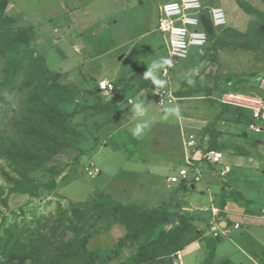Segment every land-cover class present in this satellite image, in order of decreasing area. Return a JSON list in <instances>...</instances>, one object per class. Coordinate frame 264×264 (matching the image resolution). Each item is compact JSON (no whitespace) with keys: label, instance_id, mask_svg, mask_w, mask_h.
<instances>
[{"label":"rangeland","instance_id":"obj_1","mask_svg":"<svg viewBox=\"0 0 264 264\" xmlns=\"http://www.w3.org/2000/svg\"><path fill=\"white\" fill-rule=\"evenodd\" d=\"M171 1L174 0H129L128 5L126 0H98L91 5V8L93 7L95 13L100 14V18L95 24H85L83 38L76 39L74 27L69 30L67 21L65 23L64 7L68 2L67 0H9V5L0 20V28H7L16 32L26 31L30 35L28 48L41 54L45 64L47 58L48 67L51 70L65 72L64 70L72 67L70 60L73 56L70 54L77 55L74 50L80 51V57H87L86 53L90 51L89 53L95 59L83 67L84 70L88 71L90 77L85 82L79 81L78 86L92 88L100 81L108 79L117 83L118 88L116 87L117 89L110 93H100V96L96 97L86 92L79 93L71 104L66 105L65 108L68 111L79 109L81 112L73 119V122L82 138L71 147H65L61 152L54 155L51 161L44 164L42 168L30 170L21 163L10 162L3 155L4 149L7 147H0V241L5 238L6 229L15 228L14 236L25 228L27 233L35 230L45 233L48 224L54 220L56 222L54 225L55 238L64 241L70 239L73 235L67 229L69 221L66 220L69 214L59 221L58 212L67 210L70 201L93 200L100 192L98 188L123 205L135 204L140 208H152L168 204L169 211L173 215L178 211L177 209L181 208L179 204L175 207L171 202H163V194H153V188L151 189L149 185L151 179L146 177V169H141L142 162L129 164V160L126 159L129 156V151L134 148L133 144L129 142V135L133 136L132 129L137 123L136 118L131 115L124 128L113 132L108 142V134L115 124L113 123L106 131L105 127L99 129L105 120V116H94L91 109L94 105L103 106L113 96H117V104L130 100L128 106H123H125L124 110L127 109L131 113V106L137 97L131 99L130 96L136 90V86L135 82L129 83L127 78L130 77L133 64L135 62L138 65L144 64L143 72L145 73L152 59L168 56L165 45L167 35L161 34L157 29L158 6ZM244 1L264 12V6L260 0ZM82 2H88L89 6L91 4V0H83ZM211 2L213 6L223 8L227 26L235 24L240 27L241 25L246 28V33L241 37H235L229 32L221 34V40L226 41L229 45L222 43V45L217 44L214 49H208L195 64V58L192 55L197 49L191 48L189 57L177 61L176 67L170 71V76L180 73L181 77L187 75L195 81L194 86L189 85L187 83L189 78H187L184 82L187 84L186 86L175 87L179 91L178 95L186 96L179 104L182 113L186 114L187 117L192 114L204 124H209L220 111L219 104L227 105V112L219 119L218 129L222 132V139L232 141L231 138L233 137V140L237 142L240 141L238 139L241 137L239 133L242 134L246 130L247 121L238 116L236 109L243 112L249 121L252 111L264 103V26L259 22L248 24V15L236 5L234 6L232 0H211ZM112 17H115L116 24L106 28L101 26V24H107ZM94 27L99 28V37L93 38ZM57 37L60 38L58 41L55 39ZM23 49H25L24 46L17 47L19 52ZM57 53H65L70 57L67 56L68 61L63 64ZM4 66L5 61L0 59V142H6L8 137L13 139L17 137L12 123L18 118L22 105L20 103L21 94L16 88L21 84L24 76L22 71L13 82L12 87H8L1 77V70ZM190 68L191 70H189ZM196 69H199L198 74H193L190 77L189 73ZM215 72L221 74L222 81L225 80L226 75H230L231 82L225 86L224 93L214 91L209 95L207 93L208 87L213 85L206 78ZM44 78L50 80L52 74H45ZM257 95H261L263 100L256 97ZM138 97L151 103L148 106L147 115L144 117L148 127L144 134L139 137L143 138L153 128L155 118L162 116L163 108L155 104L151 98L150 89H146ZM170 120L174 122L175 118L172 117ZM230 131L234 134H229ZM192 132L186 131L184 139L196 138ZM245 135L242 137V141L248 143L250 140ZM134 138L138 139L137 137ZM153 139L157 143L158 139ZM196 139L203 141L205 138H202L201 134ZM151 140L146 142V146L149 147L148 150L155 154L159 153L161 150L156 148L157 144H152ZM260 149L264 155V147L262 146ZM91 166L100 169L99 176L91 177L88 175L87 171ZM51 167L60 171L59 175L55 177L56 188L51 191L43 188L37 189L35 197L14 189L4 176L6 173L11 177L19 178L24 173L34 183L41 184L49 179ZM137 168L141 170L142 176L136 178L138 183L135 190L132 191L133 194L130 195L129 171ZM247 196L258 202L264 198V192L255 193V190H251ZM194 198L196 197L193 195L189 206H202L207 203L206 197L197 196L198 200H193ZM252 209H254L252 216L257 219L256 222H264V220H258L259 216L256 215L255 211L257 208ZM166 227L167 223L163 225L164 229ZM96 229L99 233L90 238L86 246L89 251H93L97 255L95 264L125 263L131 253L134 252V248H121L118 245V240L125 234L124 227L117 223L109 224L108 221H99L96 223ZM242 231L251 234V231L245 226L242 230L234 231L230 238L222 239L216 255L217 261L235 253L232 241ZM26 235L21 236L15 251L13 248L12 251L7 249L0 253V264L19 263L18 259L21 258L25 248L26 240L24 238ZM240 240L245 242L242 238ZM16 256L18 258L14 259ZM233 258L235 261L238 260ZM173 259L174 261L165 258L160 262L157 260L150 264H176L175 257ZM242 259H240L242 263L248 262L247 259L243 257ZM250 261L251 263L246 264H264V252L252 257ZM23 264H30V262L27 261ZM203 264H207V261L204 260Z\"/></svg>","mask_w":264,"mask_h":264},{"label":"trees","instance_id":"obj_2","mask_svg":"<svg viewBox=\"0 0 264 264\" xmlns=\"http://www.w3.org/2000/svg\"><path fill=\"white\" fill-rule=\"evenodd\" d=\"M204 4L212 5L211 0H201ZM237 6L247 15L253 16L257 22L264 26V13L244 0H234ZM264 5V0H261ZM9 5V0H0V20L2 14ZM202 28L208 36V49L215 48L217 44L226 43L221 40V34L231 33L235 37L244 36L230 28H214L212 24L202 18ZM30 35L26 31H13L7 28H0V59L5 61V66L1 70L2 81L5 85L12 87L13 82L21 72H24L21 84L16 90L21 94V112L13 123L16 138L8 137L6 142H0V147L4 149V157L13 163H21L30 170L42 168L44 164L51 161L52 157L61 152L65 147H71L82 135L76 129L73 119L80 115L79 109L68 111L65 107L71 104L79 93H89L93 96H100L98 85L92 88H68L58 82L59 74L51 73L52 78L46 80L45 74L50 73L43 56L33 49L28 48ZM229 45L228 43H226ZM24 46L21 52L17 47ZM212 82V87H208V94L216 91L224 93L225 86L231 82L230 75H226L222 81L221 74L215 72L207 77ZM129 83L135 82L136 90L151 86L150 81L143 79L142 65L135 63L127 79ZM115 88L117 83H114ZM117 96H113L103 106L94 105L91 107L93 115H103L105 120L99 129L109 127L116 121V112L121 104L116 102ZM220 111L214 120L207 124L202 132V138L208 137L207 151L221 150L227 144L218 142L222 135L219 128V119L227 112L228 106L219 104ZM89 108V107H87ZM238 116L244 119L246 125L247 117L243 112L236 109ZM111 114V115H109ZM108 116V117H107ZM107 117V118H106ZM237 147L236 145H228ZM59 169L51 167L49 169V179L45 183L36 184L27 175L22 173L19 178L4 174L6 180L10 182L14 189L19 192L35 197L36 190L43 188L51 191L56 188L55 177L59 175ZM193 181V180H191ZM181 181L179 188L184 192L190 191L193 182ZM66 217L69 221L67 229L72 233L68 240H57L55 238V220L48 224L47 231H28L25 228L16 236V229H6L5 238L0 241V253L5 250H16L20 243L21 236L26 243L19 258V263L27 261L30 264H95L97 255L87 249L90 238L98 234L96 223L108 221L109 224L117 223L124 227L125 234L118 240L121 248H134L128 260L122 264H150L168 258L169 256L184 250L186 246L197 241H205L209 250L205 258L207 264H233L229 260L221 262L214 261V247L217 239H205L202 231H196L193 222L195 218L188 213L179 211L174 213L176 225L170 229H164L163 225L171 217L168 204L159 207L140 208L135 204L123 205L109 194L100 191L98 196L90 201L68 203L67 210L58 212V220ZM110 226V225H108ZM29 230V229H28ZM14 236V237H13ZM18 258L17 256L14 257ZM18 263V264H19ZM11 264V263H9Z\"/></svg>","mask_w":264,"mask_h":264},{"label":"crops","instance_id":"obj_3","mask_svg":"<svg viewBox=\"0 0 264 264\" xmlns=\"http://www.w3.org/2000/svg\"><path fill=\"white\" fill-rule=\"evenodd\" d=\"M67 1L68 2L64 7L66 17L65 23L67 21L69 30L74 27V35L76 39H81L83 38V33L85 32L84 25L95 24L96 21L100 18V14L95 13L93 7L91 8V5L95 4L98 0H91L90 6L88 4L89 1L87 3H83V0ZM232 2L234 6H237L235 1L232 0ZM126 3L129 5V0H126ZM160 6L161 5H159L158 8H160ZM247 22L248 24H257V19L253 16L248 15ZM116 23L117 22L115 20V17H112L110 20H108L107 24H101V26L106 28ZM225 27L242 34L246 33V28H243L241 25L240 27L236 26L235 24L233 26L226 25ZM54 31L57 32L56 29H54ZM98 33L99 28L94 27L92 31L93 38L99 37ZM35 37L40 41L37 36ZM55 39L56 41H58L60 38L57 37ZM165 45L167 47L166 43ZM207 50L208 45L206 47L197 49L193 53L192 56H194L195 58L194 64L204 55V53H206ZM74 51L75 53H77V55L70 54V56H73L70 60L72 67L64 70L65 72L51 70L48 67L47 58L46 64L50 73H58L60 75L58 82L63 86L72 89L83 88L78 86V82H85L90 77L88 71L86 69L84 70L83 67L87 65L89 61H93L95 58L94 56H91V54L89 53L90 51H87V57H80V51ZM57 54H59L61 62L63 64L68 61L67 56L69 55H66L65 53ZM176 64L172 69L168 70L166 76H163L162 72L160 73V77L164 78L168 82L167 86L162 89L170 92L174 97V101L166 103L162 106L158 105L156 98L153 95L155 87L152 85V83L151 86L147 88L141 89L138 92H133V94L130 96L131 99L138 97L139 95L144 93L146 89H150L151 98L155 101V104L158 107L164 108L165 106H168L170 104L180 106V101L186 98V96H180L181 94L178 95L179 91H177L175 87L179 86L178 88H180L181 86H186L187 84H184V82L189 77L187 75L181 77L180 73L172 75L171 77L170 71L176 67ZM191 68L189 70H191ZM144 69L145 65L142 64V72L144 71ZM207 77H209V75ZM206 79L207 81H210L208 80V78ZM106 80L111 81L108 79ZM256 97H259L263 100L261 95H257ZM129 101L130 100L124 101L118 109L116 114V121L114 122L115 126H113V129H111V132L108 134V142L110 141L109 137L112 136L113 132H117L123 129L125 124L128 123V120L130 119L132 114L127 111V109L124 110L125 106L123 105L128 106ZM194 116L195 115L190 114V117H187L186 114L181 112V117H174V122H171L170 119L163 120L162 116L155 118L153 128L146 134L145 137L135 139L133 136L129 135V142L133 144L134 148L129 151V156H127L126 159L129 160V164H137L139 162H142L143 166L141 169H146V177H150L151 179L149 185L151 189L153 188V194H163V202H171L175 207L177 206V204H179L182 212L184 213L189 214L190 212H192L191 215L195 218L193 224L197 229L196 231H202L203 237L205 239H217L213 254L215 262L229 260L232 263H251L250 260L252 259V257H256L257 254H261L264 252V222H256L257 219L253 218L252 216V212L254 210L252 208L256 207L257 210L255 211L256 215L259 216L258 220H264V198L256 202L257 200H253L247 196L248 192H250L251 190H255V193L264 192V155H262V150L260 149L262 148V146L264 147V129L260 132H254L250 130L248 127L251 120L250 116L246 126L247 131L245 130V132L242 134L239 133V136L241 135V137H239L238 140L240 141L235 142L233 140V137L231 138L232 141H227V139H222V135L218 138L219 143H229L230 145H236L237 147H229V144H227L226 147H222L221 150L217 151L222 153V159L220 163L210 164L203 161L202 159V156L207 149L208 137L206 136L203 141H199L196 139L199 135L202 134L204 127L208 123L204 124L203 121L196 119ZM186 131H193L192 133L196 135V138L187 140L184 139ZM230 132L231 133L229 134H234H232V131ZM244 134H246L245 136H247L250 140L248 143L242 141V137H244ZM153 138L158 139L157 143ZM149 140H151L152 144H157L156 148H159L161 150H159V153L157 152V154H155L148 150L149 147L146 146V142ZM190 142H192L191 145L188 144ZM187 163L191 164V171L189 173L190 176L193 175L192 169H195L198 173L199 180L197 182L191 181L193 182L191 190L184 192L179 188V183L171 184L168 181V178L176 175L177 171L183 167H186ZM225 168H227L228 170L223 175H221L220 172L224 171ZM141 174L142 172L138 168L129 171V185H131L129 186L130 195L133 194L132 191L135 190V186L138 183L136 178L142 176ZM98 189L99 191H101L100 188ZM193 195L196 197L193 200H198L197 196L201 198L206 197L207 203L203 204L202 206H189L191 202L190 200L192 199ZM205 208H207L208 211L210 210V208L218 209L217 216L214 217L220 227V229L217 231V237L213 236L210 229L212 215L210 214V212H203V209ZM177 210L179 211L180 209ZM176 222V218L172 214L167 221V227L165 229L172 228L176 225ZM236 223L239 224V227L237 229H233V225ZM245 226L251 231V234L242 231V233L235 236L236 241H232L235 249V255H232H234L233 257L237 258L238 260H233L234 258L232 257V255H229L217 261L216 255L219 247L221 246L222 239L230 238L234 231L242 230ZM226 227L228 228V234H221V228ZM240 238H242V240H245V242L241 241ZM177 253L179 255L178 259L175 257L176 253L169 256L168 259L174 261L173 258L175 257L176 264H203V261L209 254V250L205 245V241L197 240L186 246L184 250ZM242 257L244 259H247L248 262L242 263L240 261Z\"/></svg>","mask_w":264,"mask_h":264},{"label":"built area","instance_id":"obj_4","mask_svg":"<svg viewBox=\"0 0 264 264\" xmlns=\"http://www.w3.org/2000/svg\"><path fill=\"white\" fill-rule=\"evenodd\" d=\"M144 1V0H141ZM219 11H214V10ZM202 18L208 20L214 28H224L226 26V18L223 9L220 6L204 4L201 0H174L164 3L159 8L158 29L162 34L167 35V52L168 57L174 62L185 60L190 53L191 48H203L208 45V36L202 28ZM172 69V68H171ZM170 70V69H168ZM167 71H162V75L166 76ZM100 92L110 93L116 88L111 81H100L98 84ZM158 105H164L174 101L173 95L164 89H155L153 92ZM249 129L254 132H260L264 129V105L254 109L251 114V120L248 125ZM189 145L192 142L188 143ZM203 161L210 164H218L222 159V153L217 151H207L202 156ZM228 169L225 168L220 174L223 175ZM191 164L187 163L177 171V174L168 178L171 184L180 183L181 181L197 182L199 180L198 173L192 169L193 175L190 176ZM91 177L99 175L100 170L95 167H89L87 171ZM203 212H210L212 219L210 229L214 237L218 236L220 229L218 222L214 217L217 216L218 209L207 208ZM264 217V214H263ZM239 224H234L233 229H237ZM221 234H228V228H221ZM178 253L175 257L178 259ZM180 264V263H178Z\"/></svg>","mask_w":264,"mask_h":264},{"label":"clouds","instance_id":"obj_5","mask_svg":"<svg viewBox=\"0 0 264 264\" xmlns=\"http://www.w3.org/2000/svg\"><path fill=\"white\" fill-rule=\"evenodd\" d=\"M214 11H219L214 10ZM174 67V62L169 57L160 56L159 58L152 59L151 63L147 66V71L143 74V79L146 81H151L155 89L165 88L168 82L164 79H161L160 73L162 71H167ZM199 69L194 70L192 73H189L191 77L193 74H198ZM189 85L194 86L195 81L191 78L187 79ZM151 103H148L146 99L137 97L131 106V114L137 120L135 127L132 129V134L134 137L139 138L144 134L145 129L148 127L147 122L144 120V117L147 115L148 106ZM163 120H168L172 117L180 118L181 117V108L179 105H168L163 108Z\"/></svg>","mask_w":264,"mask_h":264}]
</instances>
